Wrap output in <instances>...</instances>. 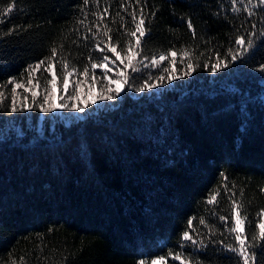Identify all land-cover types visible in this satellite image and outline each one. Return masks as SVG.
Returning <instances> with one entry per match:
<instances>
[{"label":"trees","instance_id":"obj_1","mask_svg":"<svg viewBox=\"0 0 264 264\" xmlns=\"http://www.w3.org/2000/svg\"><path fill=\"white\" fill-rule=\"evenodd\" d=\"M253 11L235 13L231 0H0V264H151L160 256L181 264L177 253L191 264H243L225 249L237 247L233 200L246 243L264 223V6ZM133 14L147 34L133 49L139 70L128 68L116 100L74 121L44 118L36 105L11 112L10 77L23 85L18 108L34 87L50 89L53 73L63 89L64 61L75 69L68 78L108 89V71L91 64L115 61L108 43L122 58L135 45ZM253 32L254 48L232 61L236 36ZM218 56L229 67L213 72ZM40 61L29 84V66ZM190 63L197 66L185 76ZM145 83L155 87L135 91ZM184 231L203 245L184 241ZM251 251L264 264V248Z\"/></svg>","mask_w":264,"mask_h":264},{"label":"snow or ice","instance_id":"obj_2","mask_svg":"<svg viewBox=\"0 0 264 264\" xmlns=\"http://www.w3.org/2000/svg\"><path fill=\"white\" fill-rule=\"evenodd\" d=\"M241 2H242V0H241ZM87 3H88V0H85V4H87ZM262 6H264V0H256L255 3L253 2V0H247V4H244L243 8L237 6V0H231V9H232L233 12H235V13L247 12L249 16L254 15L253 9L261 8ZM13 11H14V4H11V3L8 4V6L4 9V13L5 14H11ZM153 15H154V13H153ZM100 19L102 21L103 17L101 16ZM0 23H3L2 19H0ZM80 23H83V21H80ZM133 23L135 24V30L130 32V33H128V34H129L130 37L135 38V45H133L131 43V41H129L128 48H127V53L124 55L123 58L121 57V54L119 52H117L115 45H112L111 43H108L107 46H106L107 47V51L108 52H112L113 54H115L116 58L118 60H121V63H123L124 59H127L128 63H127V65H125V67H132V61H133V59L135 58V56L137 54L133 49L134 48H138L141 45V42H142L141 38L145 37L146 34H147L146 33V29L144 27L145 20L143 19V16H141V19L137 22L135 14H133ZM122 27H123V25H122ZM252 27L255 28L256 25H252ZM188 28L189 29H193V25H192L191 21L188 22ZM89 31H91V29H89ZM12 32H13V29H10L9 30V34H11ZM137 33H139V35H137ZM93 35H96V33H93ZM104 35L108 36V30H106L104 32ZM254 35H256V33L253 32L247 37L241 36V35H237L236 36L235 44L237 46H239V48L235 52H232L231 50H229L231 52V60L232 61H236L237 59H239L240 57L244 56L246 53H248L250 50H252L254 48V45H255V41L253 39ZM261 35H264V32H262ZM108 39H109V41H111V37L110 36H108ZM96 48H97L98 51H101V52L105 51L104 48H101L99 43L96 45ZM51 52H52L51 57L47 58L49 60H51V59H53L54 57L57 56V49L55 47L52 48ZM170 54H171V56L173 58L177 55V53L175 51H172ZM183 55L187 56L188 53L184 52ZM165 59H166V56L163 55V54H161L159 56V60H157L155 57H153L152 60H151V66L155 67L160 61H164ZM108 60H109V56L104 55L103 59L99 63L93 62L91 64V67H92V69H96V68L106 69L107 68V64L105 62L108 61ZM43 63H44V61H40L34 67L33 66H29V73H28L29 74V84H31V82H32V74L34 72H36L37 70H39L41 64H43ZM173 63H174V60H173ZM196 66L197 65H195V64H191V63L188 64L187 65V71L184 72V75L185 76L191 75L192 71L194 70V68ZM208 66H209L208 63L206 62L204 64V67H208ZM52 67H53L52 64H49L48 69H46V70H49ZM68 67H69V65H68L67 61H64L63 62V69H64L63 76H64V86H65V88H67L68 83H69L68 77L71 76L73 74V72H75V69H73L71 72L68 71ZM228 67H229V63H226L223 59H220L219 56H218L216 63L211 65V70L213 72H216L219 68H228ZM259 67H260V69L262 71H264V64H261ZM138 70L139 69H137L135 67H132V71L135 72V71H138ZM164 71L168 72V69H165ZM87 73H88V68H87V66H85L84 72L81 73V75L87 76ZM119 75H120L121 78L125 77V74H124L123 71H121V73ZM105 79L108 80V86L109 87H108L107 91H103L102 90L98 97L90 98V99L86 100L84 102L83 106H80L79 104L74 103V104L71 105V108L74 109L77 112L83 113V112H85V109L88 107V105L96 103V99H99V100H116L117 96L120 94V92L122 90V86H123V82L124 81L122 79L113 81V80L109 79L108 77H105ZM157 79L160 81V83H164L165 82V77L163 75L158 77ZM167 79L168 80H174V79H176V77L169 73V75L167 76ZM56 81H57V77H56L55 73H53L52 79L47 81V83L49 85L53 86V90H54ZM7 83L9 85H14L12 87V94L13 95H12V105H11V109H10L11 112H17L18 110L19 111H24L25 108L29 107V105H24L23 107L18 109L16 107V103H15L16 90H17V88L23 87V85L19 84V83H16L15 77H10L9 80L7 81ZM112 84L116 85V87L114 89L110 87V85H112ZM38 86L39 85L37 84V87ZM153 87H155V85H153L151 83H145L143 88L142 87H136L135 91L136 92H141L144 89H149V88H153ZM29 90H31V89H29ZM109 93H114V94H109ZM38 94H39L38 92L32 91V100L33 101H36V97H37ZM3 98H4V94L2 92H0V101H3ZM67 100H77V101H79L80 100V95L77 94L75 96H68ZM0 107H3L2 103H0ZM39 108H40L41 112L48 113V112H52L56 108L68 109L69 108V104L66 101L62 102L60 104L54 103V101H53V91H46V94L44 95V98H43V103L39 104ZM215 200H216V195L213 194L211 199L208 202L209 203H214ZM238 207L239 206L237 205L236 201L233 200V202H232V214H233L232 215V219H234L235 226L230 229V232L235 233V242H236L237 247H234L232 244H227V245H225V249L228 252L236 253L238 258H239V260L243 261V264H250V262H251V264H256V253L251 251V248H253V247L264 248V223H261V224L258 225L259 236H258V238L257 237H253V240L255 241V244H251L250 245V244L246 243V237L243 235V233H244V227H243L244 220L240 216V213L238 211ZM220 219L221 220H226L228 218L224 217V216H221ZM200 223L204 224L205 220L201 219ZM192 224H193L192 219H189V221H188L189 227H191ZM182 239L184 241H191L197 247H200V246L203 245V241L197 242L196 240L193 239V237L189 234L188 231H184L182 233ZM169 255H172V254L169 253ZM173 259L179 260L181 262V264H191V261H186V260L182 259L181 254H179V253L175 254L173 256ZM158 260L161 262V264H163V262L165 261V257L164 256H160V257H158ZM20 261H21V264H24V258L23 257L20 258ZM138 264H146V262L144 260H140L138 262ZM152 264H157V259H153L152 260Z\"/></svg>","mask_w":264,"mask_h":264},{"label":"rangeland","instance_id":"obj_3","mask_svg":"<svg viewBox=\"0 0 264 264\" xmlns=\"http://www.w3.org/2000/svg\"><path fill=\"white\" fill-rule=\"evenodd\" d=\"M105 63L107 64L106 70L108 71V75L105 77H108L109 79H111L113 81L121 80V79L124 81L123 86H122V90H121V92H122L124 89V86L126 84V72H127L129 67H125V65H127L128 61H123V63H121V60H118L117 58L115 59V61H112L109 58V60L106 61ZM145 66H148V64H146ZM150 67H153V66L143 67V69L144 68H150ZM121 71H123L125 74L124 78H121L119 75L121 73ZM105 77L101 81L104 82V85L109 87L108 86V80L105 79ZM68 81H69V83H68L67 88H65V86L63 85V89L59 90V88L55 85L54 90H53V86L51 85L50 89H48L47 91H53L54 103L60 104V103L66 101L69 104V108L68 109L56 108L52 112H48V113H44V112L40 111V113L44 114V118H50V116H51V118H53V120L64 121V120L72 119L70 121H74L76 119L82 118L83 113H85V112L92 113L96 110L101 109L102 106H104L106 104H110V102L112 101V100H105V104H99L100 102H103V100L96 99V103L88 105V107L85 109V112H83V113L77 112L71 108L72 104H74V103L79 104L80 102H81V104H84L85 99L88 100L90 98H96L99 96V94L101 93L102 90L107 91V89L104 86L99 87L100 82H97L96 80L93 81V79L90 77L78 79V78L73 76V77L68 78ZM110 87L114 89L116 87V85L112 84V85H110ZM25 89L27 91H29L28 87H25ZM33 91L37 92L35 87H34ZM45 94H46V92L40 93L39 95H37L36 101H33L32 100V92H31L30 93L31 101L25 100V103H24V104H29V107L25 108V110L22 111L23 114L26 115V113L28 111H30L31 108H35V107H32L34 105L37 106L36 109L40 110L39 104L43 103V98H44ZM77 94L80 95L79 101L67 100L68 96H75ZM24 104L21 103L20 107H18V109L23 107ZM81 104H80V106H81ZM41 119H42V117H41ZM38 124H41V120L38 121ZM155 259H157V264H161V262L158 260V258H155Z\"/></svg>","mask_w":264,"mask_h":264}]
</instances>
